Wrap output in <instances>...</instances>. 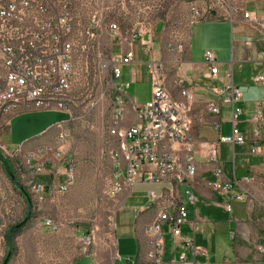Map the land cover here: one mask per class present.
Here are the masks:
<instances>
[{
  "label": "built area",
  "instance_id": "1",
  "mask_svg": "<svg viewBox=\"0 0 264 264\" xmlns=\"http://www.w3.org/2000/svg\"><path fill=\"white\" fill-rule=\"evenodd\" d=\"M249 1L190 0L189 24L216 20L235 22L242 18L264 29V20L248 10ZM148 28L139 26L133 30L131 40L139 41L142 47L145 65L152 79L153 94L146 105H133L135 116L131 122L127 120V96L124 92L130 84L123 81V69L135 65L136 54L134 50H129L113 56L105 63V68L111 74L108 85L113 95L110 135L119 142V149L112 154L115 162L113 193L121 194L142 183L171 185L169 195L164 196H174V206L164 208L149 225L148 261L142 264H197L188 260L186 252L191 251L195 255L205 253L196 246L195 238L183 235L181 228L189 222L190 211L185 202L176 198L188 196L189 201L194 202L190 188L183 192V187L198 173L197 159L200 154L191 114L192 105L196 102L194 80L183 74V60L178 58L175 61L178 65L175 86L180 90L183 100L174 98L168 85L167 64L154 57L155 38ZM176 29L169 48L183 55L187 52L189 40L178 32L179 26ZM110 31L115 39L120 37L117 23L110 25ZM74 34L75 17L70 0H0V193L3 192L2 180L7 174L10 178L13 174L21 185L22 181L38 185V192L42 196L48 189L54 196L66 194L74 182L76 166L68 148L73 139L70 131L61 129L55 140L45 144L44 148L26 150L20 146L11 152L1 142V137L18 115L51 110L71 114L67 97L73 88L75 57L79 53ZM86 34L91 40L97 36L94 29H89ZM204 59L212 79L230 82L224 88H214L218 99L207 103L208 115L214 118L212 126L221 132L220 117L224 107L231 110L232 126L230 136L221 135L218 141L205 146L206 157L215 167V180L208 185L216 191H231L233 184L224 185L225 174L220 162L219 145L249 146L250 155L264 160L263 104H256L252 116V137L249 139L241 127L244 109L238 102L243 93L234 83L233 72L226 71L221 77V63L213 51H207ZM254 83L264 86V73L257 75ZM57 126L62 127L61 124ZM179 152L183 157L178 155ZM21 153H29L30 165H21ZM240 181L249 184L252 178L246 176ZM237 183L240 184L239 181ZM150 196L156 195L151 193ZM231 196L233 200L246 201L244 193H233ZM224 208L229 213L233 211L231 204H226ZM44 225L57 231V225L51 218H46ZM166 226L182 250L179 263L164 262ZM192 228L194 232L197 230L195 224ZM93 244L92 235L82 237V252L87 254ZM259 251L264 253L261 247Z\"/></svg>",
  "mask_w": 264,
  "mask_h": 264
},
{
  "label": "crops",
  "instance_id": "2",
  "mask_svg": "<svg viewBox=\"0 0 264 264\" xmlns=\"http://www.w3.org/2000/svg\"><path fill=\"white\" fill-rule=\"evenodd\" d=\"M247 8L259 19L264 20V0H250ZM182 26H185L186 36L189 40L187 52L183 55L176 54L169 48L172 34L177 30L176 27L175 29L174 27L159 28L158 22L148 29L153 32L155 38L154 57L165 61L167 64L168 85L174 98L183 100L180 90L175 86L176 69L178 67L175 61L178 58L183 60L181 66L183 74L194 80L193 88L196 102L192 105L191 114L194 118V136L198 142L200 154L197 159L198 173L196 177L183 187V192L188 188L192 190L194 202L189 201L188 196H176V198L185 202L190 211L189 222L181 228L183 235L195 238L196 246L205 254L195 255L193 252L187 251L186 256L188 260L195 261L197 264H224L226 262H229V264H264V253L259 251L260 247L264 249V229L259 228L260 225L264 227V160L261 157L250 155L249 146L230 145L233 147L234 165L231 170H228L222 159L221 148L224 144H220L219 155L225 174L224 185L231 183L233 189L220 192L209 187L208 183L215 180V167L206 157L207 150L205 146L207 143L218 141L222 131H218L217 140L208 138V136H212V131L216 132L217 130L212 126L214 118L208 115L207 103L218 99L213 89L219 87L220 83L228 81L212 79L210 70L205 64V59L196 60L194 53L197 42L220 40L221 35L215 33L214 29L220 31L226 30L227 26L231 28L232 60L219 61L221 63V77L226 71L231 70L236 85L235 76L241 74L245 68L250 69V79L245 80L244 84L236 85L243 93L242 99L238 102V105L244 109L241 116V127L250 139L253 130L252 116L258 102L263 104L264 112V86L254 83V78L264 73V29L255 27L242 18H238L235 22L216 20L190 25L189 16L184 20ZM108 31L112 34L110 27ZM119 36L121 46L113 47L111 54L118 55L120 52L124 53L129 50H134L136 54L135 65L123 69V81L130 84V89L139 82L137 69L140 64L145 66L146 57L139 41L132 42L131 32L123 33L120 30ZM148 76L150 77L149 73ZM228 85L229 83H227ZM125 93L127 96L125 104L127 120L131 122L135 116L133 105L139 106V101L137 102L135 94ZM230 111L229 107H224L220 117L221 127L224 113L227 112L230 120ZM57 128L58 126L55 125L49 131L21 146L26 150L42 148L45 144L52 143L55 140L58 133ZM237 147L245 151L241 155L250 157L248 162H242L240 172H238L237 167ZM178 155L183 157L180 152ZM6 170L8 173L9 169ZM246 176L252 178L251 183L245 184L240 181ZM45 180H47V177ZM2 184L3 192L0 193V196H12V204L14 201L19 202L20 206L25 204L23 203L25 199L22 197L24 195L16 188L14 181L8 174L4 176ZM171 187V185L142 183L136 184L132 189H128L119 195L121 197L120 205L114 217V238L116 241L115 254L121 260H116L113 264H142L148 261L147 229L164 208L174 206V196H164L169 195ZM46 193H50V190L48 189ZM151 193L156 196H150ZM233 193H244L246 201L233 200L231 196ZM235 202L246 205L247 221L236 218V211L233 207ZM255 203H257V208ZM216 204H219L229 216L228 221H223L225 218H222L216 212ZM226 204L232 205V213L224 208ZM11 212L13 213V210ZM11 212L6 211L5 214H0V217L8 216ZM21 216L22 219L26 217L24 214ZM44 220L42 217L36 218L33 215L24 226L16 225L18 227L15 230H13V226H5L4 221H0V264H4L5 261L7 262L5 264H101L96 253L88 255L80 251L79 244L82 233L67 226H61L58 232H54L45 227ZM235 222H237L239 229L236 228V232L233 231L232 227L229 229L231 231L229 251H224L219 257L214 255L215 260H213L211 251H209L206 244H210V240L216 238L219 225ZM193 224L197 228L195 232L192 228ZM165 232L166 254L164 262L179 263L182 253L179 242L173 238L169 227H165ZM68 239L71 244H75L74 247L77 245L76 248H73L69 257L66 250ZM7 258L8 260H6Z\"/></svg>",
  "mask_w": 264,
  "mask_h": 264
},
{
  "label": "rangeland",
  "instance_id": "3",
  "mask_svg": "<svg viewBox=\"0 0 264 264\" xmlns=\"http://www.w3.org/2000/svg\"><path fill=\"white\" fill-rule=\"evenodd\" d=\"M70 1L75 17L74 38L79 50L75 57L73 88L67 97L71 114L51 110L18 115L12 120L8 131L1 137V142L14 152L21 145L49 131L55 125L61 124L62 127H58L57 130H68L73 136L68 148L70 158L74 160L76 166L75 179L66 194L55 196L52 193H46L44 196L41 193L37 194L29 187L28 181H22L31 195L32 207H29L25 196H22L26 201L23 202L25 203L23 206H20L17 201L12 204V196H0V214L13 210V213H9L8 216L0 217V221H4L5 226L15 227L27 222L33 215L36 218H51L57 225V231L54 232H58L61 226H67L82 233V237L92 235L94 244L87 254L96 253L101 264H113L117 258L114 217L121 197L120 194L113 193L115 162L112 154L119 149V142L110 135L113 95L108 85L111 74L109 69L105 68V63L116 56L111 54V49L117 48L121 39H115L108 29L112 23H117L123 33H129L139 26L151 28L159 22V28L174 27L175 29L179 26L178 32L185 36V26L182 25L189 16L190 0ZM89 29H94L97 34L94 41L86 34ZM214 30L221 35L220 40L197 42L194 51L195 59L201 61L207 51H213L218 61H231V28L227 26L226 30ZM137 70L139 82L130 89L125 88L124 92L135 94L139 106H142L152 98V79L148 76L149 71L146 65L140 64ZM250 77V69L245 68L241 74L235 76L236 85L244 84V81L249 80ZM227 83L230 82L220 83L218 88L226 87ZM221 131L223 136H230L232 132L227 112L223 115ZM211 135L208 138L217 140L219 132L212 131ZM221 150L222 159L228 170H231L234 165L233 147L223 145ZM244 152L237 147L238 172L242 162H248L250 158L241 155ZM21 158V165H26L22 155ZM17 174L19 175L18 171ZM255 206L257 208V203ZM233 207L237 219L248 220L246 205L235 202ZM216 212L225 218L223 221L229 220V216L219 204H216ZM22 214L26 215L25 219L21 218ZM231 227L234 232L236 228L239 229L237 222L219 225L216 238H212L210 244H206L213 260H215L214 255L219 257L224 251H229ZM259 228L264 229L262 225ZM67 241L66 250L69 257L77 245L74 247L75 244H71L69 239ZM79 249L82 252L81 241Z\"/></svg>",
  "mask_w": 264,
  "mask_h": 264
},
{
  "label": "trees",
  "instance_id": "4",
  "mask_svg": "<svg viewBox=\"0 0 264 264\" xmlns=\"http://www.w3.org/2000/svg\"><path fill=\"white\" fill-rule=\"evenodd\" d=\"M6 165L9 166V163L6 162ZM9 167H10V166H9ZM10 170H11V169H10ZM11 171H12V170H11ZM15 185H16L19 189H21V191H22V193L24 194L26 200L28 201L29 207L31 208V207H32V206H31V195L29 194L27 188H26L25 186H23V184L21 185L20 182H19L18 180L15 181ZM26 223H27V222H23V223H21V224L18 225V226L22 227V226H24ZM18 226L14 227L13 230H15Z\"/></svg>",
  "mask_w": 264,
  "mask_h": 264
},
{
  "label": "bare ground",
  "instance_id": "5",
  "mask_svg": "<svg viewBox=\"0 0 264 264\" xmlns=\"http://www.w3.org/2000/svg\"><path fill=\"white\" fill-rule=\"evenodd\" d=\"M42 148H44V147H42ZM21 155L23 156V158H24V161L26 162V165H30V155H29V153H21ZM22 159V158H21ZM23 161V162H24ZM28 185H29V187L30 188H32L37 194H40L39 192H38V185H33L32 184V182H30V181H28ZM32 190V191H33ZM36 195V194H35Z\"/></svg>",
  "mask_w": 264,
  "mask_h": 264
},
{
  "label": "water",
  "instance_id": "6",
  "mask_svg": "<svg viewBox=\"0 0 264 264\" xmlns=\"http://www.w3.org/2000/svg\"><path fill=\"white\" fill-rule=\"evenodd\" d=\"M11 178H12V180H14V181L16 180V177H15L13 174L11 175Z\"/></svg>",
  "mask_w": 264,
  "mask_h": 264
}]
</instances>
